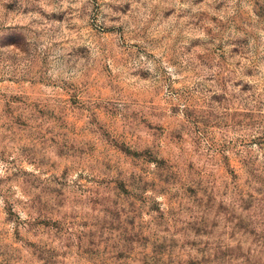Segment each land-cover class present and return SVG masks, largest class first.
<instances>
[{
  "label": "rangeland",
  "instance_id": "obj_1",
  "mask_svg": "<svg viewBox=\"0 0 264 264\" xmlns=\"http://www.w3.org/2000/svg\"><path fill=\"white\" fill-rule=\"evenodd\" d=\"M0 264H264V0H0Z\"/></svg>",
  "mask_w": 264,
  "mask_h": 264
}]
</instances>
